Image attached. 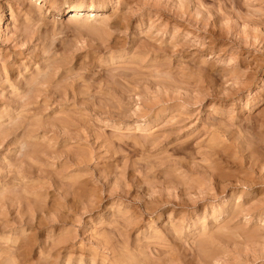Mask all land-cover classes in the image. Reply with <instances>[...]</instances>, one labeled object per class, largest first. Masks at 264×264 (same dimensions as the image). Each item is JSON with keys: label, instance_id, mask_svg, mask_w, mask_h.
Returning <instances> with one entry per match:
<instances>
[{"label": "rangeland", "instance_id": "1", "mask_svg": "<svg viewBox=\"0 0 264 264\" xmlns=\"http://www.w3.org/2000/svg\"><path fill=\"white\" fill-rule=\"evenodd\" d=\"M147 2L123 0L119 12H114L109 5L93 12L79 11L75 13L79 16H74L67 13L68 9L77 6L81 10L89 4L88 0H68L67 6L58 3L55 13L61 21L69 16L95 20L94 33L83 43L87 49L95 41L94 47L100 53L102 45L115 46L118 29L127 31L123 43L140 51L170 45L183 35H191L192 29L173 15L171 4L167 10L142 7ZM214 2L217 14L209 20L206 32L200 33L206 41L205 47L186 48L181 56L192 69L204 54L226 55L221 50L231 52L230 42L241 45L231 83L221 77L216 85L223 88L225 103L232 107L242 129L248 131L251 146L241 154L239 162L230 153L217 150L215 168L209 178L204 175L206 165L196 167L191 161L193 157L199 159L202 146L220 139L219 129L203 122V117L174 126L176 135L168 138L174 147L163 153L161 167L154 177L155 181L164 182L160 185V194L150 198L151 189L144 180L136 177L131 181L132 173L126 174L132 183L129 200L137 196V201L131 205L129 231L120 233L115 230L118 225L113 223L115 212L108 207L111 201L99 203L74 228L71 212L77 211L80 194L60 198L54 193L62 188L66 191V185L77 183L73 165L94 160L97 146L102 143L92 133L100 128L106 134L111 131L107 125L124 110L134 90L137 91L134 109H142L136 85L124 82L131 73L121 70L110 76L105 71L100 76H89L83 85L74 83V76L67 68L70 64L79 71L81 52L68 63L53 59L65 51L57 42L51 57H44L41 52V59L37 60L38 37L25 43L26 29L40 25L37 32L41 31L42 17L53 15L51 0H0V140L4 144L0 149V264L8 260L6 253L15 246L19 227L34 232L37 247L27 249L24 254L32 261L39 260L40 252L49 247L51 240L65 261L85 258L90 262L95 256L99 264H110L119 260L123 252L129 264H264V143H261L260 131L264 119V39H255V33L249 34L243 24L236 28L238 32L234 29L229 34L233 25L220 16L223 9L218 7L219 0H200L206 8H211ZM186 11L194 12L195 6L190 5ZM161 57V53H155L151 59ZM130 61L129 50L128 56L117 59V65L122 62L128 65ZM37 63L43 64L41 71L48 69L44 77L35 73ZM153 88L154 82H149L148 92ZM230 89L238 92V96L231 97ZM85 92L88 95L82 94ZM241 98H251L250 108L243 113L239 103H232ZM13 99L18 101L15 103ZM151 99L161 112L170 114L175 109L174 104L164 105L159 95ZM181 127L185 130L181 131ZM13 129L16 133L10 135ZM10 139L15 142L10 143ZM26 141L33 146L31 152L21 151ZM176 160L189 163H181L178 179L170 183L165 180L166 169L170 161ZM88 168L91 170L92 165ZM169 188H174L171 195ZM49 220L55 222L49 223ZM109 224H113V229L96 233L98 239L104 237L107 245L101 252L92 241L93 229L96 225ZM177 230L181 232L179 238L175 234ZM137 233L142 237L139 242ZM89 242L91 253L86 250Z\"/></svg>", "mask_w": 264, "mask_h": 264}, {"label": "clouds", "instance_id": "2", "mask_svg": "<svg viewBox=\"0 0 264 264\" xmlns=\"http://www.w3.org/2000/svg\"><path fill=\"white\" fill-rule=\"evenodd\" d=\"M53 4V15L51 17H42L44 28L37 32L40 25H35L26 29L28 39L25 43H31L34 37L36 39L37 60L41 57L39 53L43 52L44 57H51L53 46L60 42L64 47V53L53 59L62 60L68 63L71 57L77 52H81L79 71L68 65L67 71L74 76V83L81 85L88 81L89 76H100L105 71L113 76L118 71H127L131 73L125 83L129 81L134 83L140 93L142 109L136 111L134 105L137 102L134 97L137 91L134 90L129 95V100L112 120L109 133H105L104 128L98 129L92 133L102 143L97 146V155L94 160L87 159L76 163L73 167L77 170L75 179L77 183L66 185L65 189L54 195L63 198L67 195H76L79 193V207L76 212H71L75 218L73 227L81 223V217L93 211L99 203L111 201L109 209L114 210V224L118 225L115 229L120 233H127L131 227L128 220L133 214L132 203L137 201V196L129 195L132 192V183L126 179L128 172L132 173L131 181L136 177L144 180L151 191L149 197H155L160 194V185L163 181H155L154 177L161 167L160 160L167 148H173L172 143H168L170 136L176 135L174 126L187 123L189 120H200L213 125L222 134L219 140L201 147L198 153L199 159L192 158L193 166L202 167L204 175L210 178L215 168V153L217 150L230 153L233 158L239 162L240 156L250 146L249 133L243 130L241 122L236 119L232 107L225 103L226 93L223 88L217 87L216 80L223 78V81L231 83L232 76L236 71V55L240 51L241 45L233 42L229 43L231 52L222 49L226 55L204 54L195 68L189 69L183 61L181 53L184 49L205 47L206 41L200 36V33L206 32V26L212 16L217 14V4L214 2L211 8H206L200 3V0H148L142 7L158 8L167 10L169 4L172 6V13L178 20L183 21L190 29L191 35H183L178 42H171L170 45H162L160 48H149L145 51L132 49L131 45L123 43L127 31L117 30V40L115 46H103V52L100 53L95 48V41H91L87 49L83 41L90 39V34L94 33L95 20L86 18L81 20L79 17L69 16L65 21H61L55 13V6L58 3H64L67 6L68 0H51ZM93 7L112 6L114 12H119L123 7V0H88ZM229 4L239 5L237 11L235 6L229 7ZM190 5L195 6V11L187 13ZM218 7L223 9L220 16L229 21L233 26L239 28L243 24L249 34L256 33L264 39V0H219ZM181 8L184 12L179 11ZM211 13V15L209 14ZM227 14V15H225ZM126 15V13H125ZM185 16L188 18L185 19ZM191 21V22H190ZM59 25V27H57ZM203 25L202 27H195ZM222 27H227L224 25ZM229 34L232 29H229ZM24 45H20L23 47ZM131 54V61L128 65H117V59ZM155 53H161L160 59H151ZM42 63L35 65L34 71L38 77H44L48 69L44 68ZM27 72V69H24ZM149 82H154L152 92H148ZM131 86V85H130ZM88 95L87 92L82 93ZM231 97L238 96V92L229 90ZM153 95L161 96L164 105L174 104L175 109L169 114L158 110V106L152 101ZM170 96L171 99H164ZM205 101L208 103L205 104ZM233 105L239 103L240 111L248 110L251 104V98L245 100H233ZM134 113V116H133ZM264 117V113H262ZM185 129L181 127V131ZM261 143H264V119L260 125ZM196 130L193 129V135ZM117 141L119 143L117 144ZM86 142V141H85ZM179 143V142H178ZM95 146V145H94ZM4 144L0 142V149ZM32 145L26 141L21 145V151H32ZM125 149H127L125 151ZM181 163L188 164L189 161H170L166 169L165 180L170 183L178 179V169ZM92 165V169L88 165ZM93 172L95 174H93ZM237 186H240L239 182ZM174 188H169L171 195ZM215 199V198H214ZM55 221L49 220V223ZM113 229V224L96 225L93 229L92 241L96 243V249L103 252L107 245L105 239L101 236L97 238L96 233L108 232ZM176 237L181 236L179 230L176 231ZM141 234L137 233V242L141 239ZM7 242L5 241V246ZM49 247L40 252L38 261H32L30 257L24 254L29 248L37 247L34 240L33 231H24L23 227L18 228V235L14 238V247L6 254L8 260L5 264H99L98 259L93 256L89 262L85 258L74 260H62L59 250L52 246V241H48ZM92 252V243L89 242L86 249ZM15 255V259H13ZM110 264H129L128 259L121 252V258L117 261H110Z\"/></svg>", "mask_w": 264, "mask_h": 264}, {"label": "bare ground", "instance_id": "3", "mask_svg": "<svg viewBox=\"0 0 264 264\" xmlns=\"http://www.w3.org/2000/svg\"><path fill=\"white\" fill-rule=\"evenodd\" d=\"M230 5H232V4H230ZM233 6H235L236 8L238 7V8H240V6H237V5H233ZM232 6V7H233ZM100 7H93V6H91L90 4H88V5H86L83 9H79L77 6H71L69 9H68V11H67V13H70V14H75V13H78L79 11H86V12H93L94 10H97V9H99ZM10 11V10H9ZM30 14V13H29ZM74 16H79V15H74ZM1 17V16H0ZM10 17H11V19H12V13H10ZM80 18V17H79ZM217 23V22H216ZM231 28H229V29H232V30H234V29H236V27L235 26H230ZM238 29V28H237ZM237 29H236V31H237ZM240 32H241V30H239ZM238 32V31H237ZM242 33H244V32H242ZM254 38L255 39H258L259 38V35H257L256 33H255V35H254ZM230 40V39H229ZM259 40V39H258ZM233 41V40H232ZM234 43V42H233ZM254 44H256V41L254 42ZM256 46V45H255ZM217 48V47H216ZM241 49H242V47H241ZM243 51H245V52H247V51H249V50H245L244 48H243ZM242 51V52H243ZM249 53V52H248ZM157 58V57H156ZM5 61H7V60H5ZM1 62H3V61H1ZM4 63V62H3ZM3 68H5L4 66H3ZM5 74V73H4ZM2 75V74H1ZM1 80V79H0ZM34 82V81H33ZM42 85V84H41ZM34 92V91H33ZM27 96V95H26ZM23 99V98H22ZM21 100V99H20ZM15 101V103H16V101H18L17 99H13V102ZM21 102V101H20ZM20 102H18L17 104L18 105H20ZM95 104V103H94ZM1 106V105H0ZM27 106V105H26ZM25 106V107H26ZM33 106V105H32ZM31 110V109H30ZM19 112V111H18ZM21 116V115H20ZM9 117V116H8ZM1 124V123H0ZM22 126V125H21ZM13 133H16V129H13L12 130V132L10 133V135L11 134H13ZM24 134V133H23ZM9 135V136H10ZM14 138V137H13ZM3 141V139L1 138V140H0V142H2ZM9 142L10 143H12V142H15V141H13L12 139H10L9 140ZM255 162V161H254ZM13 168V167H12ZM248 185V184H247ZM259 197V196H258ZM237 198H239V197H237ZM239 200L237 199V202H238ZM236 202V203H237ZM250 202V201H249ZM219 216H221V214H219ZM216 217H218V216H216ZM188 232V231H187ZM107 239V238H106ZM224 243V242H223ZM118 246V245H117ZM147 255V254H146ZM130 260V259H129ZM104 263V262H103Z\"/></svg>", "mask_w": 264, "mask_h": 264}]
</instances>
